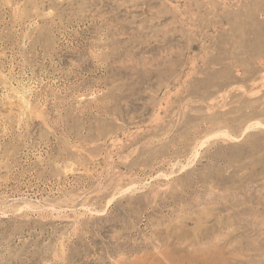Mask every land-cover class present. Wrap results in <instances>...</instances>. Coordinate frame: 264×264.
Segmentation results:
<instances>
[{
    "label": "rangeland",
    "instance_id": "374dc122",
    "mask_svg": "<svg viewBox=\"0 0 264 264\" xmlns=\"http://www.w3.org/2000/svg\"><path fill=\"white\" fill-rule=\"evenodd\" d=\"M0 264H264V0H0Z\"/></svg>",
    "mask_w": 264,
    "mask_h": 264
}]
</instances>
